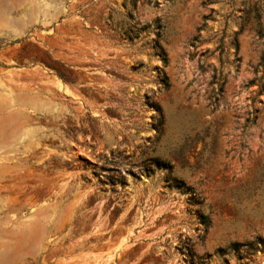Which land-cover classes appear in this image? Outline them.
<instances>
[{
	"label": "rangeland",
	"instance_id": "374dc122",
	"mask_svg": "<svg viewBox=\"0 0 264 264\" xmlns=\"http://www.w3.org/2000/svg\"><path fill=\"white\" fill-rule=\"evenodd\" d=\"M130 2L0 0V264H264V0Z\"/></svg>",
	"mask_w": 264,
	"mask_h": 264
},
{
	"label": "trees",
	"instance_id": "16d2710c",
	"mask_svg": "<svg viewBox=\"0 0 264 264\" xmlns=\"http://www.w3.org/2000/svg\"><path fill=\"white\" fill-rule=\"evenodd\" d=\"M135 6V0H131L130 2V8L129 11L127 13V23L129 24V22H132V12L131 10L134 8ZM144 29V27H142ZM159 27H157L158 29ZM160 40H161V34L159 31H154V48L156 50V53L160 55L161 61L163 64L166 63V58H165V53L164 50L162 48V45L160 44ZM155 163H156V168H159V166H161V161L159 159H154ZM167 170L169 173H171V167L170 166H166ZM176 186L178 188L183 186V183L178 181L176 178L172 179ZM200 223L202 225H204L205 227H207L209 225V219L207 217V215H200ZM264 245V238H261L260 236L255 237L254 240L252 241H242V242H238V241H234V242H230L229 244H227L224 247H218L217 251L221 252V251H225L227 253L229 252H242L246 257H251L253 255V253L260 247H262ZM184 253L186 254V256L188 257H194V252L192 251L190 246H185L184 247Z\"/></svg>",
	"mask_w": 264,
	"mask_h": 264
}]
</instances>
